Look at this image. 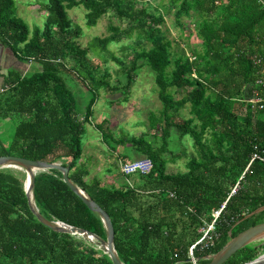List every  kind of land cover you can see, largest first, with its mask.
Returning <instances> with one entry per match:
<instances>
[{"label":"trees","instance_id":"1","mask_svg":"<svg viewBox=\"0 0 264 264\" xmlns=\"http://www.w3.org/2000/svg\"><path fill=\"white\" fill-rule=\"evenodd\" d=\"M138 0H48L43 28L31 30L16 13L15 0H0V39L22 61L40 69L21 75L9 72L0 91L1 116L18 119L15 136L8 145L0 136V156L16 155L34 160L61 162L70 166L71 179L110 215L115 228V248L124 264H195L190 248L202 236L200 228L210 223L222 208L215 244L196 247V264H207L204 256L218 252L229 241L232 226L264 204V109L249 101L254 91L264 94V0H171L175 22L190 35L203 40V50L189 46L172 51L161 25L165 15L150 5L137 7ZM83 6L86 25L98 24L113 12L127 25H111V33L92 39L83 48L77 39L69 10ZM191 23L187 25L183 18ZM190 27V28H189ZM123 38L131 55L126 63L112 54L125 81L111 84L106 70L97 77L88 54L107 51ZM70 59L74 66L69 64ZM141 60L156 73L155 85L161 102L160 115L151 113V128L161 131L154 144L145 134L122 137L106 132L104 122L95 124L104 141L125 162L131 155L149 157L154 163L148 174L128 177L121 186L105 185L86 178L91 170L82 162V139L93 122V107L100 89L130 88L142 68ZM74 81L91 96L83 100L70 87ZM84 87V88H83ZM181 90V97H176ZM77 92V91H76ZM78 95V96H77ZM189 106L188 116L181 110ZM84 113L82 117V111ZM188 136L196 154L186 170L167 172L169 149L175 140ZM170 142V143H169ZM127 143V144H126ZM115 145V146H114ZM117 146V147H116ZM123 148V151L117 148ZM25 174L0 169V264H113L108 254L83 237L52 230L31 211ZM34 196L40 212L49 220L87 229L106 239L107 230L63 180L57 169L36 175ZM264 222V211L242 221L233 230ZM264 244H250L224 264H244L257 258Z\"/></svg>","mask_w":264,"mask_h":264},{"label":"rangeland","instance_id":"2","mask_svg":"<svg viewBox=\"0 0 264 264\" xmlns=\"http://www.w3.org/2000/svg\"><path fill=\"white\" fill-rule=\"evenodd\" d=\"M15 2L17 15L29 24L31 30L36 27H44L47 11L43 9L41 4L47 3L48 0H15ZM144 5H150L152 11L161 12L165 15V22L161 25V28L167 39L171 41L172 51L180 52L182 49H185L187 54H190L189 46L195 48L197 51L203 50V40L201 37L197 36V34L189 36L187 32L176 24L175 8L171 4V0H138L137 7ZM86 12L83 6H77L69 10L74 29L80 33L78 38H76L77 42L83 48H87L94 37H104L110 34L111 25L118 26L120 29H124L127 25L126 21L122 20L115 13L110 12L103 16L97 25L89 27L86 25ZM183 21L187 25L191 23L186 17L183 18ZM133 40L134 38L130 40L123 38L120 42L111 44L108 50L104 52L90 49L88 56L93 64L91 69L95 71V75L102 77L106 70H108L111 74V84L116 85L120 81L124 82L125 78L121 68L112 60L111 55L115 54L123 58L126 63H129L131 55L125 45L131 43ZM140 63L142 64V68L136 77V82L130 88L124 89L120 87L115 91H107L104 88L100 89V94L93 107V122L87 124V132L82 139L83 156L81 161L86 163L91 170L90 175L86 178L88 181H91L93 178H98L105 185L116 186H121L127 180L131 184L139 183V179L135 174L129 176L127 180L123 175L121 171V163L123 161H119L117 156L118 152L110 148V144L112 145L114 143L113 139L111 140V134L118 141L122 137H140L145 134V138L154 142V144L159 145L161 143L160 138L154 137L161 131V126L158 125L155 128H151L149 121L150 114L155 113L156 115H160V109L162 107L155 85L156 73L144 60H141ZM69 64L70 66H74V61L70 59ZM29 66L31 68L29 72L40 69L37 63H32L31 61ZM68 82L74 92L76 94L78 93L79 97L83 99L79 101V108L82 109L85 102L91 96L90 91L87 89L83 90L70 79H68ZM177 91L179 93L176 90H174V93L179 98L181 97L182 91ZM188 110L189 106L183 108L180 113L181 117H187ZM81 113L82 117H84V109ZM104 120V126L107 129L106 132L111 133L107 135L106 141H104L101 132L95 126V124L103 122ZM17 123V118L0 116V136L8 145L15 136ZM170 148L174 150V159H171L173 155L170 152L165 154L170 159L167 172L174 174L185 171L190 156L193 153L196 154L192 139L185 136L175 140L169 146ZM117 150L123 151L124 149L120 147ZM130 157L127 161L142 158L141 155L134 154ZM10 169L19 175H26V171L23 169ZM262 256H264V250L259 251L257 258Z\"/></svg>","mask_w":264,"mask_h":264},{"label":"water","instance_id":"3","mask_svg":"<svg viewBox=\"0 0 264 264\" xmlns=\"http://www.w3.org/2000/svg\"><path fill=\"white\" fill-rule=\"evenodd\" d=\"M1 168H18L25 170L30 178L28 182H24L26 194L28 197V202L31 211L36 215L38 220L47 226L48 228L59 231L66 232L76 236H82L88 241L95 243L104 253L108 254L111 258L113 264H124L120 259L117 250L115 248V228L109 213L101 207L94 199H92L87 192L77 185L70 177V166H64L61 162H49L46 160H34L22 156L16 155H2L0 156V169ZM50 169H57L62 172L63 180L65 183L82 198L84 203L94 212L98 213L101 217L105 228L107 230L106 239L98 236L97 234L77 226H72L66 224L62 221L49 220L45 217L36 205L34 196V187L36 175L40 171H48ZM264 211V204L252 212L246 214L242 219L238 220L229 232V241L214 254H208L204 256L205 259H209L207 264H224L228 259H230L234 254H236L242 248L253 244L261 242L264 244V222L255 224L236 236H233L232 230L240 224L242 221L248 219L253 215H257ZM202 257L190 258V261L197 262L200 261ZM244 264H264V256L256 258L250 262Z\"/></svg>","mask_w":264,"mask_h":264},{"label":"built area","instance_id":"4","mask_svg":"<svg viewBox=\"0 0 264 264\" xmlns=\"http://www.w3.org/2000/svg\"><path fill=\"white\" fill-rule=\"evenodd\" d=\"M32 62V61H31ZM8 88V85L2 86L0 88L1 92H4ZM249 101L254 103L255 105H258L259 108L264 109V94L260 91H254L252 96L249 98ZM1 116V111H0ZM260 159L264 161V157L260 153H255L253 155L252 160L254 159ZM154 163L151 158L149 157H143V158H137L129 161H125L121 163V171L123 175L125 176H131L136 174H148L153 170ZM225 205L222 206V208L214 213V217L210 223H207L203 227L200 228V232H202L201 238L197 240L195 244L192 245L190 248V255L191 258L194 257L193 250L196 247H200L202 249L207 248L209 246H212L215 244V241L219 238L220 233L217 232L216 224L217 219L219 218L222 209ZM196 264V262H195Z\"/></svg>","mask_w":264,"mask_h":264},{"label":"crops","instance_id":"5","mask_svg":"<svg viewBox=\"0 0 264 264\" xmlns=\"http://www.w3.org/2000/svg\"><path fill=\"white\" fill-rule=\"evenodd\" d=\"M30 63H25L24 61L20 60L13 50L4 44V42L0 39V88L4 83L5 76L9 72H16L21 75H25L29 73ZM118 158L119 152L117 153ZM121 161V159H119Z\"/></svg>","mask_w":264,"mask_h":264},{"label":"bare ground","instance_id":"6","mask_svg":"<svg viewBox=\"0 0 264 264\" xmlns=\"http://www.w3.org/2000/svg\"><path fill=\"white\" fill-rule=\"evenodd\" d=\"M29 178H30V175L26 172V179H25L26 183L28 182Z\"/></svg>","mask_w":264,"mask_h":264}]
</instances>
